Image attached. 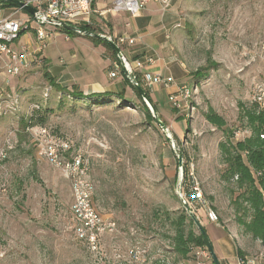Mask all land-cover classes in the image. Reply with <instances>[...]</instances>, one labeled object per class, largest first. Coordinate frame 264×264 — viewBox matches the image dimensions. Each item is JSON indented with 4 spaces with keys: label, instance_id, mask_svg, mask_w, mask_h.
<instances>
[{
    "label": "rangeland",
    "instance_id": "obj_1",
    "mask_svg": "<svg viewBox=\"0 0 264 264\" xmlns=\"http://www.w3.org/2000/svg\"><path fill=\"white\" fill-rule=\"evenodd\" d=\"M172 3L181 27L170 39L171 54L184 67L180 82L190 94L181 113L168 106L174 119L181 116L183 122L173 123V117L164 114L170 139L145 122L132 91L126 96L133 108L92 104L54 91L44 71L50 74V66H69L73 61L64 34L46 27L56 33L46 51L50 62L39 59L32 72L17 80L21 111L0 118V154L5 155L0 156V264H213L206 248L202 250L209 257L201 260L193 253L182 261L172 251L183 209L177 193L183 180L179 157L183 171L189 173L187 182L202 193L200 201L189 200L187 205L206 227L214 251L220 257L222 251H233L235 261L239 250L241 259L264 264V244L246 234L237 221L233 201L240 190L234 181L222 180L226 165L219 150L226 130L234 133L233 141L250 135L242 115L254 105L256 87H264V0H171L165 8L158 5L160 12L166 13ZM105 18L108 25L111 16ZM119 27L108 26L112 36L120 35ZM32 33L25 31L19 38L33 39ZM195 72L204 78L195 79ZM32 104L39 105L32 114L35 125L68 142L72 155L80 153L88 160L94 208L102 219L115 223L113 231L103 235L98 251L88 249L75 235L69 181L43 160L22 127ZM210 113L225 126L212 124ZM209 208L218 219L213 224L205 218ZM215 224L226 231L231 247L218 245Z\"/></svg>",
    "mask_w": 264,
    "mask_h": 264
},
{
    "label": "built area",
    "instance_id": "obj_2",
    "mask_svg": "<svg viewBox=\"0 0 264 264\" xmlns=\"http://www.w3.org/2000/svg\"><path fill=\"white\" fill-rule=\"evenodd\" d=\"M2 1V0H0ZM9 2V0H7ZM22 6H14V10L7 15L2 13L0 7V69L3 71V85L0 87V118L16 116L21 111V95L18 92L8 91L10 78L19 77L24 71L31 68L36 53H41L47 46L48 40L55 33L46 30L47 26H52L59 31L61 24L77 25L85 21L90 24L92 16H97L106 22L105 15L125 14L130 17L138 15L151 0H112L110 6L105 10L95 11L93 3L96 0H17ZM163 8L167 7L171 0H154ZM0 2V6H1ZM24 6L32 7L34 14H29L24 10ZM105 20V21H104ZM128 26V24H127ZM33 30L35 33L36 49L30 50L26 44L13 48V44L18 42L22 33ZM115 44L125 46L133 45L135 37L125 34L118 36H107ZM5 57V58H4ZM152 63V59L148 60ZM140 60H128L122 55L119 62L112 66L109 73L111 78H115L118 72H126L130 84L139 86L138 73L143 68ZM147 85L162 84L167 86L172 81H165L160 75L144 74ZM50 88L45 89L43 98H48ZM190 91L183 85L179 88L176 96L171 97V101L177 108L181 103L189 98ZM254 103L264 108V87L258 85L253 98ZM36 104L29 107V113L25 120L30 119L35 110ZM26 128L32 140L36 143L39 155L51 167L59 170L63 177L69 181L73 203L71 212L75 221L74 232L76 237L83 241L87 248L93 251L99 250V242L106 233H111L115 227L112 221L102 219L92 203L93 186L89 180V163L80 153L72 155L68 142L56 139L51 136L44 126L31 125ZM260 138H264L263 135ZM11 150V147L6 148ZM2 152V151H1ZM5 154V152H4ZM0 156L5 157L2 153ZM202 193L199 188L192 187L191 200L200 201ZM206 216L210 222H217L216 214L211 210H206ZM206 250V249H205ZM198 249L195 254L198 260L208 258V253ZM237 264H255L254 260L238 259Z\"/></svg>",
    "mask_w": 264,
    "mask_h": 264
},
{
    "label": "crops",
    "instance_id": "obj_3",
    "mask_svg": "<svg viewBox=\"0 0 264 264\" xmlns=\"http://www.w3.org/2000/svg\"><path fill=\"white\" fill-rule=\"evenodd\" d=\"M111 2L112 0H96L93 3V9L95 11L105 10L110 6ZM158 5L159 4L156 1L151 0L146 5L145 9H143L138 15L130 18L125 16V14L110 15L111 18L110 21H108V25L97 16H92L89 25L81 20V22L75 26L92 27L98 32V34L108 36L111 34L108 26L112 27L113 24L120 26V35L125 34L136 38L133 45L123 46L121 53L128 60H140L144 63L143 68L138 73V78L141 83L140 85L144 89L149 90L158 114L166 121L164 114H169L168 118L173 117L174 119L175 117L170 111H168V106L171 107L173 113H181V110L185 107L182 105L183 102H180L182 106L177 108L170 100L171 97L178 94L179 88L185 85L180 82L183 77L184 67L171 54L170 47V39H172L173 32L181 27V19L176 12V8L173 7V3L166 13H161ZM2 9V13L7 15L14 10V7ZM102 27H106V29L102 30ZM53 29L56 30L55 28ZM31 31L33 32V39L26 38L22 41L19 38L18 42L13 44L14 47H12L15 48L22 44H26L30 50L35 52V33L33 30ZM56 31L58 32V30ZM51 37L48 40L46 48L41 53L35 54V59L31 68L24 71L19 77L12 79L8 91L17 92L15 90L17 80L32 72L34 66L39 64V59L42 60L43 58L50 62V56L46 51L49 48ZM63 40L68 43L67 55L70 56L73 63L69 66L67 64H61L62 66L54 67L50 66L51 68L48 70L52 77L57 80L56 83L62 88H69L71 90L74 88L77 91L82 92L84 96L104 92L118 93L122 90L125 91L126 95L130 94V82L123 72H118L115 78L109 76V73L112 71V66L117 62L116 58L104 44L95 42L88 36L78 33H75V35H72L71 37L64 34ZM149 59H152V63H148ZM101 70L105 73L103 74ZM144 74L160 75L165 81L172 82L167 86L162 84H151L148 86L147 82L144 80ZM3 79V71L0 69V87L3 85ZM10 86H13L14 89ZM18 93L21 95L20 92ZM175 121L176 118L173 120V123ZM178 122L181 123L183 120ZM205 218L207 219V217ZM214 227L216 232L218 231V245L221 248L231 247V239L226 231L223 229L217 230V224H215ZM230 252V254H227L222 251L221 257L223 259H228V261H234V252ZM237 262L238 258L232 262V264H237ZM228 263L230 264V262H227V264Z\"/></svg>",
    "mask_w": 264,
    "mask_h": 264
},
{
    "label": "trees",
    "instance_id": "obj_4",
    "mask_svg": "<svg viewBox=\"0 0 264 264\" xmlns=\"http://www.w3.org/2000/svg\"><path fill=\"white\" fill-rule=\"evenodd\" d=\"M0 2L2 4L0 6L1 8H10L15 6L7 0H2ZM77 28L86 32L98 34V32L92 27L78 26ZM59 32L64 33L69 37L75 35L76 33L64 28H60ZM88 37L95 42L104 44L116 58V62H119V59H117L116 54L107 42L90 36ZM118 46L121 50V45ZM43 77L52 86L54 91H66L72 97H76L77 99L83 98L88 103L98 105L115 103L117 104V107L123 108H133L134 106L133 101L131 98L129 99L126 96L124 90L118 93L104 92L84 96L82 92L77 91L74 88L70 91L67 88L65 89L60 87L47 71H44ZM193 77L197 80L204 78L200 72H195ZM138 83L157 111L149 90L144 89L140 85L141 83L139 78ZM129 86L132 93L136 96L140 103L145 122L153 128L160 129L137 88L132 84ZM43 100L46 101L44 98ZM37 106L39 107V105ZM258 107L259 106L254 103L252 107L243 109L242 119L247 124L250 135L243 138V140L233 141L234 133L226 130L224 134L225 140L220 143L219 150L222 160L226 165V169L221 175L222 180L226 183L234 181L235 189L240 190V193H238L233 201V205L239 214L237 221L244 228L246 234H249L253 239L259 240L262 244H264V138H260L261 135L264 136V110L257 109ZM158 117L166 126L168 125L159 114ZM207 118L212 124H216L220 128L225 126L223 121L213 113H210ZM182 120L183 118L181 116L176 117V122ZM21 124L23 129L30 126L29 124L35 125L33 117L27 120L22 119ZM185 131L188 132L189 128H186ZM188 174L189 173H187L185 169V171H183V180L181 184V194L183 198L181 201L184 200L186 204L189 200H191L192 194V188L189 185L190 183L187 182ZM211 210L215 212L213 209ZM203 233L207 234L206 227L203 225L201 226L199 221L196 220V215L193 212L191 213V209L187 211L183 204V209L181 211V215L177 219L176 226L174 228V236L172 237V251L174 255L182 261H188L191 257H193L192 254H195L198 249H205L206 243ZM237 252L239 259H241L240 257H242V254L239 250ZM216 254L221 264H223L219 253L216 252ZM155 264L159 263L157 262Z\"/></svg>",
    "mask_w": 264,
    "mask_h": 264
},
{
    "label": "water",
    "instance_id": "obj_5",
    "mask_svg": "<svg viewBox=\"0 0 264 264\" xmlns=\"http://www.w3.org/2000/svg\"><path fill=\"white\" fill-rule=\"evenodd\" d=\"M9 3H11L13 5H16L18 7L22 6V4L19 1H17V0H9ZM24 10L27 11L29 14H34L35 13V10L32 7H29V6H24ZM60 26H61V28L74 31V32H76L78 34L90 36V37H93V38H96V39H101V40L107 42L110 45V47L112 48V50L114 51V53L116 54L117 58L119 60L122 58V53H121V50H120L119 46L117 44H115L107 36L101 35V34H97V33L86 32V31L80 30L76 26L69 25V24H64L63 23ZM124 74L126 75L125 71H124ZM136 88H137L138 92L140 93L143 101L147 105L150 113L155 118L156 124L159 126L160 130L162 131V133H164V135L169 137V131H168L167 126L159 119L156 109L154 108V106L152 105L150 100L145 95L143 89L140 86H136ZM169 139H170V137H169ZM178 164H179V169H181L180 178L182 179L183 178V169H182L183 167H182V158L181 157L178 158ZM177 193H179L180 198H182L181 195H180L181 194V185H179ZM182 202H183V204L185 206V209L187 211H189V207L186 204V202L184 200H182ZM203 237H204V240H205V243H206V249L208 250V252H209V254L211 256L213 264H221L220 260L218 259L217 255H216V253H215V251H214V249L212 247V244L210 242V239H209L208 235L206 233H203Z\"/></svg>",
    "mask_w": 264,
    "mask_h": 264
}]
</instances>
